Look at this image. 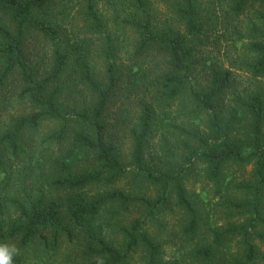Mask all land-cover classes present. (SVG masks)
Returning <instances> with one entry per match:
<instances>
[{
  "label": "trees",
  "instance_id": "16d2710c",
  "mask_svg": "<svg viewBox=\"0 0 264 264\" xmlns=\"http://www.w3.org/2000/svg\"><path fill=\"white\" fill-rule=\"evenodd\" d=\"M60 1L0 0V93L13 79L17 98L33 108L27 115L9 118L1 132L0 174L6 155L24 154L26 133L46 122L59 126L42 140L44 145L59 146L48 171L38 173L43 185L24 198L0 194V243L13 245L18 240L26 247L39 237L47 242L42 233L49 232L52 250L59 236L70 235L73 229L86 238L89 264H129L138 251L142 264H264V254L255 244L264 247V94L233 88L234 69L252 81L264 77V0H216V32L223 30L229 41L244 46L243 58L223 56L224 60L211 56V32L198 0H174L173 10L183 27L180 33L157 29L150 5L132 0L133 14L125 21L135 35L130 64H117L111 35L105 36L102 77L94 73L90 40L68 35L57 18L67 4L53 14ZM82 17L89 35H105L95 2H85ZM31 35L51 46L52 64L46 74L25 54ZM220 38L224 36H216V52ZM153 54L161 56L162 63H156ZM148 59L152 60L147 67ZM69 72L91 94L90 104L76 113L60 102V80ZM200 73L204 83L197 81ZM177 102L181 103L173 112ZM126 126L131 150L125 164L111 135ZM71 127L72 136L67 137ZM156 133L174 141L183 166L157 167L147 160ZM198 164L215 195L221 196L216 207L224 219L221 226L204 218L188 195L185 181ZM229 165L250 166L249 179L237 184L225 180ZM127 175L132 176L130 190L115 187ZM93 187L110 188L92 194ZM172 203L185 218L174 235H180L185 247L165 263L162 243L148 233L145 223ZM134 204L145 214L127 225L120 222L122 244L117 247L97 225L101 210L109 205L128 210ZM8 207L14 216L6 220ZM160 231L158 236L164 233L163 226ZM232 241L233 252L228 247Z\"/></svg>",
  "mask_w": 264,
  "mask_h": 264
},
{
  "label": "rangeland",
  "instance_id": "374dc122",
  "mask_svg": "<svg viewBox=\"0 0 264 264\" xmlns=\"http://www.w3.org/2000/svg\"><path fill=\"white\" fill-rule=\"evenodd\" d=\"M87 0H61L53 9V14H57L61 9L62 4H67V9L64 14L59 17V22L63 25V28L68 32L67 34L72 37L88 38L92 43V63L94 67L95 76L102 77L105 67V61L102 57L101 51L105 46V36L111 35L113 41V48L116 55V62L118 65L124 67L130 64L132 58L133 44L135 35L130 30L125 21L133 14L132 0H91L95 2L100 17L102 18L107 32L103 36H91L86 31L84 18L82 17V7ZM150 5L151 14L153 17V24L157 29H171L174 32H183L181 21L177 18L173 10L174 0H143ZM203 17L207 21L208 25L206 30L210 31V42L212 45L211 56H218L221 60H224L223 56L233 57L240 55L243 58V45L241 43H234L227 39V34L224 31L216 32V0H198ZM242 20V19H241ZM3 21L6 25L10 26L9 20L4 17ZM221 21V17H220ZM224 36V39L219 43V51L216 52V36ZM27 48L25 54L30 60L31 64L37 65L42 74H46L51 69V46L37 35H31L28 39ZM234 46H233V45ZM156 59V63H162L163 59L157 54H153ZM152 59L145 60L147 67ZM228 66V65H225ZM233 70V69H231ZM234 81L233 88L236 92H243L247 94L249 92L261 91L264 94V77L252 81L246 73L240 72L234 69ZM197 81L204 83V75L198 74ZM63 85V93L60 98V102L68 110L71 109L72 113L79 112L85 105L90 104L91 94L85 87L76 83V78L73 74L66 73L60 80ZM14 80L11 79L8 86L0 93V134L9 125V118L19 117L27 115L33 112V108L26 100L18 99L17 92L14 91ZM232 88V90H233ZM229 96V95H228ZM181 102H177L172 111L176 110ZM114 109V108H113ZM115 110V109H114ZM111 122L113 120L111 119ZM129 126V123H127ZM201 129L203 125L199 124ZM118 129L116 135H111L112 140L119 146L121 157L125 164L129 162V154L131 150L130 140L126 135V130L129 128ZM59 126L55 123L46 122L36 132H28L23 136V141L26 144L24 154H20L17 157L6 155L4 161V167L0 174V194L5 198H24L26 193L32 191L36 186L43 185L42 181L37 180L39 172H47L48 167L51 166L53 158L59 151V146L51 144L49 146L42 144L43 137L50 135ZM73 127L67 131V137L72 136ZM161 133H156L149 142V147L146 153L147 160L154 166L165 167L169 166L176 169L179 166H183L180 154L181 151L176 147L174 141L171 138L165 140ZM182 140V137L180 138ZM166 142L171 148V154L168 152V148L163 145ZM67 143L62 147L65 149ZM86 163V161L82 162ZM41 168V169H40ZM251 173V167H238L229 165L224 171L225 180L233 181L235 184L249 179ZM132 182V176L127 175L120 180L115 187L124 188L130 190ZM185 186L188 195L193 202L201 207V211L204 218H209L211 224L216 225L215 222L224 224V219L216 207L220 204V197L215 195V189L211 182L205 179V173L203 166L195 165L191 168L189 175L185 181ZM110 188V187H109ZM108 187H93L90 189L92 194L102 192ZM138 193V191H133ZM150 194V193H149ZM264 202V201H263ZM13 209L5 208L6 220H9L11 216H14ZM145 214L144 209L138 204L131 205L128 210L120 208L117 205H109L102 208L97 225H101L104 229L103 237L108 242H113L115 246L122 244V237L117 229L120 222L127 225L130 221L136 218H142ZM207 214H209L207 216ZM146 221V220H145ZM185 218L181 212L178 211L173 203L166 207L162 213H159L153 220H147L145 228L152 236L162 243L163 262L169 263L177 257V254L182 253L185 244L181 243L179 239L180 235L176 238L175 235L179 232L183 225ZM164 227V233L158 236V232L161 227ZM48 240L43 241V238L35 240L33 243L22 247L19 241L13 242V246L18 249V254L13 258V264H89L92 260L86 255L85 246L86 238L80 231L71 229L70 235L59 236L57 246L50 250L49 244L52 240V233H42ZM175 235V236H174ZM48 243V245H46ZM261 254H264V247L258 242L255 243ZM183 246V247H182ZM228 247L233 252L236 247V242L232 241ZM142 253L138 251L134 254L129 264H142Z\"/></svg>",
  "mask_w": 264,
  "mask_h": 264
},
{
  "label": "clouds",
  "instance_id": "9594fccd",
  "mask_svg": "<svg viewBox=\"0 0 264 264\" xmlns=\"http://www.w3.org/2000/svg\"><path fill=\"white\" fill-rule=\"evenodd\" d=\"M18 254V249L7 243H0V264H13V258Z\"/></svg>",
  "mask_w": 264,
  "mask_h": 264
}]
</instances>
